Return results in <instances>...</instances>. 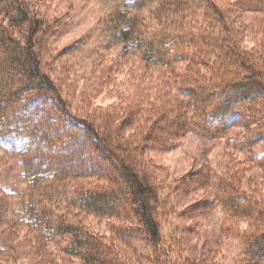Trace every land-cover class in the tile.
I'll return each instance as SVG.
<instances>
[{
	"label": "trees",
	"instance_id": "obj_1",
	"mask_svg": "<svg viewBox=\"0 0 264 264\" xmlns=\"http://www.w3.org/2000/svg\"><path fill=\"white\" fill-rule=\"evenodd\" d=\"M233 4L155 0L145 14L140 11L146 0H138L136 5L128 6L132 11H118L109 20L113 37L140 53L145 65L161 73L166 88L163 96L176 106L171 114H161L157 119L153 116L146 138L158 137L159 128L165 125L162 121H167L174 133L166 142L187 131L205 137L212 130L221 134L234 126L253 132L247 145L264 141V53L241 47L231 21L234 9L264 17V0H233ZM16 33H23L21 40ZM45 33L27 0H0V147L18 156L30 153L22 163L30 187L25 195L29 207L8 224L0 215V262L10 261L9 229L19 222L39 230L48 241L64 240L62 252L82 264H130L101 238L54 213V205L61 203L64 196V187L42 181H51L58 175V179L70 178L73 183L70 196L65 198L66 207L126 224L119 228L123 243L141 237L149 247L147 255H142L148 263L176 264L170 255L180 250V243L172 236L165 242L160 236L154 215L160 201L157 188L143 160L136 158V149L126 146L117 131H101L91 122L70 115L61 101L38 109L33 115L41 118L35 125L31 124L33 115H19V109L50 102L52 95L58 98L40 64L39 36ZM174 92L178 95L173 96ZM52 111L59 114L50 124ZM177 117L174 127L172 122ZM65 122L70 128L51 132V125ZM79 136L91 148L86 149ZM35 139L37 144L41 141L48 145V150H36L33 155L31 143ZM82 145L88 150L86 159L68 153L73 147L79 151ZM263 160L264 152L260 161ZM107 166L108 173L104 170ZM210 174L205 175L206 184ZM105 177L109 186L75 184L78 179ZM221 188L222 193L219 189L220 196L215 198L231 219L258 222L256 229L240 235L243 256L239 264H264V204L246 191Z\"/></svg>",
	"mask_w": 264,
	"mask_h": 264
},
{
	"label": "rangeland",
	"instance_id": "obj_2",
	"mask_svg": "<svg viewBox=\"0 0 264 264\" xmlns=\"http://www.w3.org/2000/svg\"><path fill=\"white\" fill-rule=\"evenodd\" d=\"M27 2L46 30L44 36H39L42 38L40 64L54 85L59 100L52 95L50 102L19 109V115H33L38 109H47L61 101L70 115L91 122L101 131H117L126 146L136 149V158L143 160L151 182L157 188L160 201L154 215L160 236L165 242L172 236L180 243V250L170 255L172 262L239 264L243 256L240 235L256 229L258 222L231 219L215 197L222 193L221 187H226L228 192L246 191L253 195L256 202L264 204V160L260 161L264 141L249 146L247 144L253 132L242 126H234L221 134L212 130L205 137L193 131L178 132L180 135L174 137L172 142H166V138L174 133V128L167 121H162L165 125L159 128L158 137L146 138L153 116L157 119L161 114H171L176 106L167 96H163L166 88L161 73L145 65L140 53L113 37V24L109 20L118 15V11L136 5L138 0ZM215 2L221 6L233 4V0ZM154 3L155 0H146L140 12L146 14ZM234 10L231 21L241 47L248 52L264 53V17ZM2 23L6 25V22ZM21 35L16 33L15 37L21 40ZM174 95L177 96V92ZM53 113L49 115L50 124L59 114L57 111ZM38 117V114L33 115L31 124L40 121L41 117ZM178 117L174 122L170 121L172 126L175 127ZM62 127L68 128L69 124L51 125V132L59 131ZM79 139L85 142L86 149L91 148L83 136H79ZM31 147L34 155L36 150H48L49 146L41 141L37 144L35 139ZM86 149L82 145L79 151L73 147L68 153L86 159ZM55 152L58 154L59 150ZM29 154L18 156L0 147V215L7 224L15 221V216L29 207L25 195L30 187H27L24 174L27 170L22 164ZM104 170L107 173L110 171L108 166ZM208 172L211 174L206 184L205 175ZM58 178L57 175L51 181H42L58 188L64 187L61 203L54 205L56 215L71 225L95 234L130 264H151L142 257L147 255L149 247L141 237L123 243L119 228L126 224L66 207L65 198L71 194L73 183L70 178ZM75 184L109 186L110 182L105 177L78 179ZM131 224L136 225L134 220H131ZM11 227L10 261L0 264H82L62 252L64 240L50 242L43 238L39 230L24 223L18 222ZM165 260H168L166 256Z\"/></svg>",
	"mask_w": 264,
	"mask_h": 264
}]
</instances>
